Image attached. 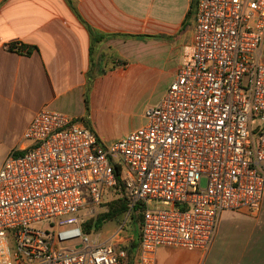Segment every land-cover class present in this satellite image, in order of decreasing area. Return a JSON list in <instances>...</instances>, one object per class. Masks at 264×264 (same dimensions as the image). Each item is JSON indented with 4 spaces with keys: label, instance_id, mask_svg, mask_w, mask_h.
<instances>
[{
    "label": "built area",
    "instance_id": "2783aa9c",
    "mask_svg": "<svg viewBox=\"0 0 264 264\" xmlns=\"http://www.w3.org/2000/svg\"><path fill=\"white\" fill-rule=\"evenodd\" d=\"M262 45L264 0H197L193 41L142 126L105 146L82 120L35 112L0 167V264H126L120 235L138 216L132 264H155L160 247L206 252L223 213L256 216ZM119 199V227L91 239L86 212Z\"/></svg>",
    "mask_w": 264,
    "mask_h": 264
},
{
    "label": "crops",
    "instance_id": "0c3cea01",
    "mask_svg": "<svg viewBox=\"0 0 264 264\" xmlns=\"http://www.w3.org/2000/svg\"><path fill=\"white\" fill-rule=\"evenodd\" d=\"M193 2L0 0V167L43 108L82 120L105 145L93 126L96 100H120L127 85L156 73L157 61L173 79L193 41ZM219 221L206 252L160 247L155 264H264V200L256 216L223 213Z\"/></svg>",
    "mask_w": 264,
    "mask_h": 264
},
{
    "label": "rangeland",
    "instance_id": "374dc122",
    "mask_svg": "<svg viewBox=\"0 0 264 264\" xmlns=\"http://www.w3.org/2000/svg\"><path fill=\"white\" fill-rule=\"evenodd\" d=\"M178 60L179 58L176 57L175 62L178 63ZM261 63H264V47H262ZM170 71L171 70L165 67L162 62L157 61L156 73L153 71L144 73L136 82L127 85L120 100H96L92 113L93 126L101 135V139L106 143L105 146L110 145L108 144V138L124 136L126 133L140 126L139 124L143 121L141 115L144 110L159 103L169 85L174 80L176 73L172 79ZM3 158L4 155L0 151V163ZM114 160L121 161V157L115 156ZM110 197L111 195H107L104 199L108 200ZM100 212H102V209L96 208L95 215L91 217L90 214L86 212L85 218L89 221ZM121 219L122 217L107 222L98 232L92 231L90 233V238L94 239L97 236L101 241L108 239L119 227ZM220 222L221 221L218 223L217 230ZM231 225L232 221L223 224L225 228H229ZM137 238L138 231L136 226L133 222H128L120 235L119 244L127 245L131 240L135 241Z\"/></svg>",
    "mask_w": 264,
    "mask_h": 264
},
{
    "label": "trees",
    "instance_id": "16d2710c",
    "mask_svg": "<svg viewBox=\"0 0 264 264\" xmlns=\"http://www.w3.org/2000/svg\"><path fill=\"white\" fill-rule=\"evenodd\" d=\"M194 7H196V1L195 0L193 2L191 9L193 10ZM191 14H192V12L190 10L188 12V18L191 16ZM89 34H90V37L92 39V42L93 41L97 42L99 40V38H97V36H95V34L90 30H89ZM143 37L148 38V36H143ZM105 206L107 207V210L97 214L93 219H91L85 223L84 228H85L86 233H89L91 231V229H93V231L98 232L104 224H106L107 222L121 218L126 211V203H125L124 199H119L117 201H113L109 204H105ZM131 220L135 223V222H137V220H139V216L137 218L132 217ZM138 240H139V237L135 241L131 240L129 242V244H127V245H120L119 244V248L124 249L126 251L127 264H132L131 262H133L134 252H135V250L138 246V242H139Z\"/></svg>",
    "mask_w": 264,
    "mask_h": 264
}]
</instances>
